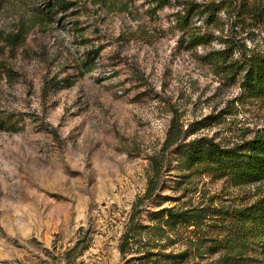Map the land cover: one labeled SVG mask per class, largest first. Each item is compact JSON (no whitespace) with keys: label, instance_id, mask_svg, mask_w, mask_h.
I'll return each instance as SVG.
<instances>
[{"label":"rangeland","instance_id":"rangeland-1","mask_svg":"<svg viewBox=\"0 0 264 264\" xmlns=\"http://www.w3.org/2000/svg\"><path fill=\"white\" fill-rule=\"evenodd\" d=\"M47 1L0 8V264H64L81 237L76 264H150L142 256L157 251L164 264H264L262 227L243 260L226 261L214 214L194 229L163 218L160 246L143 228L127 254L118 250L133 205L149 226L161 208L264 206V167L223 173L166 147L175 133L251 153L247 143L264 132V75L251 90L237 49L212 54L225 36L264 57V24L233 21L218 0H79L55 15ZM203 3L219 10L193 14ZM155 162L156 196L142 198Z\"/></svg>","mask_w":264,"mask_h":264},{"label":"trees","instance_id":"trees-1","mask_svg":"<svg viewBox=\"0 0 264 264\" xmlns=\"http://www.w3.org/2000/svg\"><path fill=\"white\" fill-rule=\"evenodd\" d=\"M79 0H48L45 4V8H47L48 13H58L60 11H67L72 6L76 5V2ZM5 2V0H0V8L1 4ZM152 3H157L158 0H151ZM222 5L225 9H229L231 7L232 10H235L236 14L233 17L231 14L227 13V17L234 18L233 21L238 20L243 22H251L254 26L259 24H264V3H256V5H250L248 2H236V0H218L216 5ZM212 5L203 3L199 5H194L191 8L193 14H205L206 18L211 17V13L218 11L219 8H212L213 11L210 10ZM232 19V18H231ZM255 26V27H256ZM193 37L190 35V38ZM8 40V44L11 45L13 43V39L15 38L13 35H9L6 37ZM193 43L203 44L205 41V37L195 35L193 38ZM221 41L224 43V49L213 53L212 55L217 59L229 58V56H234V49H237L238 56L233 61V64L241 66H246V85L251 90H259L261 89L260 80H263L264 69L261 68L263 74L260 75V66L259 64L264 62V57L259 53H252L245 46L241 45L239 41L234 42L229 40V38H223ZM264 64V63H263ZM232 67L234 65H231ZM259 69V71H258ZM6 124L7 121L0 119L1 124ZM179 134V133H178ZM179 135L175 133L169 134L166 142V147L169 148L171 146H176L179 154L181 152L188 153L189 158L192 163H197L200 161H207L211 165H215L217 168H221L222 172L225 173V170L230 171L231 174L235 175V172H239L238 168H242V171L246 166L254 165V168H258L262 170L264 167V132L259 136L251 140L247 143L252 151L248 156H244L242 153H238V146L234 145L231 147L221 146L218 142L214 141L208 137H199L192 142H184L178 141ZM184 154L181 158H184ZM261 161L260 163H258ZM247 168V167H246ZM159 169V163L155 162L153 164V171L155 172V176H153L149 180V187L143 194L142 198L151 199L156 196L155 192V182ZM243 174H246L244 172ZM240 176V175H239ZM140 214V210L138 211L134 205L132 206V212L128 217V221L126 224V229L124 233L120 236L118 250L121 255H125L128 252L126 249L127 245L131 242H135L137 238V234L140 233V230L145 228L149 230L153 235L159 236L155 243L153 242L155 247L160 246V239L169 237L166 235V230L162 228L160 225V220L165 218L166 226L174 227L176 225L183 224L186 228L192 226L194 229L196 226L204 224V221L210 219L211 215H215L216 218L222 220V225H224L225 235L222 237L220 247L226 250L225 258L226 261H233L235 259L243 260L245 256V249H247L250 245L257 243L255 233L262 227L264 230V206L256 207L255 205L243 207V208H232L230 210H221L213 207H201L196 209H185L175 211L172 208H161L156 211L148 212V218L151 222V226L142 225V223L136 218ZM139 232V233H138ZM189 234V230H188ZM84 237V236H83ZM189 237V236H188ZM154 241V240H153ZM84 243V239L78 238L75 244L64 251V264H76V251L82 246ZM186 252L179 253L176 255H171L172 259H178L180 257H184ZM144 256V257H143ZM142 258L148 257V263L150 264H164L162 260L168 256L164 255L160 252L147 253L145 252Z\"/></svg>","mask_w":264,"mask_h":264}]
</instances>
